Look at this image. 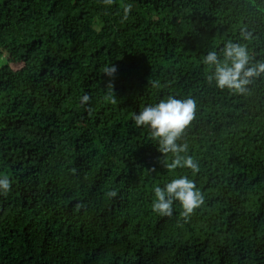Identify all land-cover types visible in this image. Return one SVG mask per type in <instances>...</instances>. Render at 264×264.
Returning <instances> with one entry per match:
<instances>
[{
  "label": "trees",
  "instance_id": "obj_1",
  "mask_svg": "<svg viewBox=\"0 0 264 264\" xmlns=\"http://www.w3.org/2000/svg\"><path fill=\"white\" fill-rule=\"evenodd\" d=\"M228 40L264 59V0H0V264H264V77L208 82ZM169 95L199 110L163 154L133 118ZM181 176L204 203L159 215Z\"/></svg>",
  "mask_w": 264,
  "mask_h": 264
},
{
  "label": "clouds",
  "instance_id": "obj_2",
  "mask_svg": "<svg viewBox=\"0 0 264 264\" xmlns=\"http://www.w3.org/2000/svg\"><path fill=\"white\" fill-rule=\"evenodd\" d=\"M127 12V9L125 10ZM252 39V33L247 29L241 30V40ZM203 63L212 68L207 76L209 83L221 90L227 89L233 93L245 94L250 86L264 77V59L255 60L247 43L228 40L220 51L211 50L203 57ZM117 68H106L105 73L112 75ZM87 97H85V100ZM197 101L192 98H177L169 95L158 103L149 104L134 116L137 127L151 129V135L158 140L159 151L163 154L181 153L187 148L186 144L178 143L185 130L191 126L198 113ZM171 168H191L199 171V164L192 156L174 159ZM12 189V181L8 176H0V194H7ZM153 210L161 216H171L174 202L179 201L184 209V215L192 214L204 203V196L198 190L194 180L188 176L172 179L163 187H155Z\"/></svg>",
  "mask_w": 264,
  "mask_h": 264
},
{
  "label": "rangeland",
  "instance_id": "obj_3",
  "mask_svg": "<svg viewBox=\"0 0 264 264\" xmlns=\"http://www.w3.org/2000/svg\"><path fill=\"white\" fill-rule=\"evenodd\" d=\"M6 63L4 58H0V67H2Z\"/></svg>",
  "mask_w": 264,
  "mask_h": 264
}]
</instances>
